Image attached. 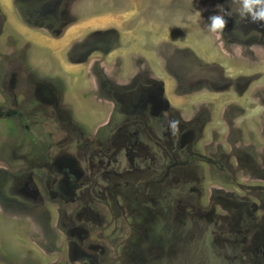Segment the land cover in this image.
Segmentation results:
<instances>
[{
	"label": "rangeland",
	"instance_id": "rangeland-1",
	"mask_svg": "<svg viewBox=\"0 0 264 264\" xmlns=\"http://www.w3.org/2000/svg\"><path fill=\"white\" fill-rule=\"evenodd\" d=\"M32 1L0 0V264H264V22Z\"/></svg>",
	"mask_w": 264,
	"mask_h": 264
},
{
	"label": "clouds",
	"instance_id": "clouds-1",
	"mask_svg": "<svg viewBox=\"0 0 264 264\" xmlns=\"http://www.w3.org/2000/svg\"><path fill=\"white\" fill-rule=\"evenodd\" d=\"M240 16L249 18L253 23L264 22V0H241ZM211 23L209 29L212 32L222 30L225 20L219 15L209 18Z\"/></svg>",
	"mask_w": 264,
	"mask_h": 264
},
{
	"label": "flooded vegetation",
	"instance_id": "flooded-vegetation-1",
	"mask_svg": "<svg viewBox=\"0 0 264 264\" xmlns=\"http://www.w3.org/2000/svg\"><path fill=\"white\" fill-rule=\"evenodd\" d=\"M32 3H35L34 0L32 1ZM110 36H111V35H110ZM107 41L109 42L110 39H108ZM110 42H111V41H110ZM144 91H145V90H144ZM144 91H143V92H144ZM145 92H146V91H145ZM107 93H111V92L108 91ZM144 94H146V93H144ZM149 94H150V93H149ZM154 101H155V103H158V102H159V101L157 100V98L154 99ZM201 128H202V127H201V125H200V129L198 130V135H199V134L201 133V131H202ZM191 133H192V132H191ZM183 136H185V137L188 138V139H190V137H191V136H188V135H185V134H183ZM191 138H192V137H191ZM28 186H30V185H29V183L26 182V183L22 186V188L20 189V191L26 194V192L28 191V190H27ZM29 191H31V192H33V193L37 192V190H36L34 187H32V186L30 187ZM88 215H91V214L88 213Z\"/></svg>",
	"mask_w": 264,
	"mask_h": 264
},
{
	"label": "crops",
	"instance_id": "crops-1",
	"mask_svg": "<svg viewBox=\"0 0 264 264\" xmlns=\"http://www.w3.org/2000/svg\"><path fill=\"white\" fill-rule=\"evenodd\" d=\"M112 35H113V34H112ZM112 35H111V36H112ZM132 36H134V35H132ZM119 39H120V40H123V39H129V38H124L123 35H119V36H118V40H119ZM130 39H131V38H130ZM131 43H133L132 40L127 41V43H122V44L124 45L123 48H127V46H129V48H130V45H129V44H131ZM121 47H122V46H121ZM124 52H126L125 55H127V56L129 55V54H128L129 49H128V50H124ZM116 56H117V55H116ZM216 102L219 103V100L217 99Z\"/></svg>",
	"mask_w": 264,
	"mask_h": 264
},
{
	"label": "bare ground",
	"instance_id": "bare-ground-1",
	"mask_svg": "<svg viewBox=\"0 0 264 264\" xmlns=\"http://www.w3.org/2000/svg\"><path fill=\"white\" fill-rule=\"evenodd\" d=\"M172 17V16H171ZM123 66V65H122Z\"/></svg>",
	"mask_w": 264,
	"mask_h": 264
}]
</instances>
